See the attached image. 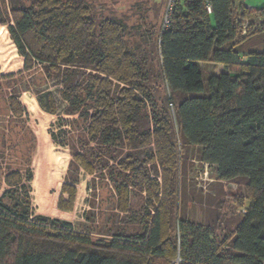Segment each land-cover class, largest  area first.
Here are the masks:
<instances>
[{"label":"trees","instance_id":"trees-1","mask_svg":"<svg viewBox=\"0 0 264 264\" xmlns=\"http://www.w3.org/2000/svg\"><path fill=\"white\" fill-rule=\"evenodd\" d=\"M0 1V26L23 58L20 71L0 76V157L10 162L3 176L10 190L0 197V264H173L176 257L178 264H264V48L250 45L264 29L239 39L233 0H176L171 27L157 34L173 119L151 96L123 23L96 21L82 1ZM238 10L240 20L264 17V7ZM207 63L224 72L204 80ZM39 72L59 82L63 114L72 118L59 117L50 133L71 156L58 210L73 211L81 172L99 174L111 182L115 210L124 215L133 191L146 194L138 233H100L112 237L102 243L82 226L34 217L29 184L36 138L20 98L33 92L45 113L58 114L52 94L33 79ZM187 148L199 150V161L214 167L219 182H244L248 190L247 206L239 201L242 216L221 243L211 226L175 216L177 151ZM22 189L13 207L2 202ZM175 223L180 236L170 239Z\"/></svg>","mask_w":264,"mask_h":264},{"label":"rangeland","instance_id":"rangeland-1","mask_svg":"<svg viewBox=\"0 0 264 264\" xmlns=\"http://www.w3.org/2000/svg\"><path fill=\"white\" fill-rule=\"evenodd\" d=\"M76 1H82L88 5L91 9L92 16L96 21L99 22L103 19H113L120 21L126 26L124 35L127 48L137 55V58L142 64L145 77L147 78V87L150 90L151 96L154 101L157 102L159 107L164 105L168 106L169 112L174 119L173 109L170 105H167L168 92L160 77L157 42V34L161 26L162 15L167 0ZM233 3V16L236 17L235 23L239 22V39L264 29V17H261L258 14L247 20H240L238 18L240 15V11L238 10L240 6L245 7L249 11H258L264 7V0H233ZM3 15L4 7L0 1V18ZM245 23H247L246 27H244ZM9 25L12 24L10 23ZM0 34L4 38V43L6 42V48L8 47L6 56H11V61L7 62V68H4L0 62V76L17 73L22 69V66L20 68L19 66L21 64L23 65V58L19 55L12 42L7 27L0 26ZM250 45L253 46V48H264V36L253 39L250 42ZM201 68L204 80L209 76H218L224 72L222 66L210 63L201 64ZM33 79H35L37 83H43L40 90L52 94L58 114L50 115L45 113L39 107L36 96L33 92L22 94L20 101L22 103V100L26 99L28 102L27 104H22L27 110L29 126L36 138V148L34 155L32 156L30 168L32 176L34 177L35 175L33 181H36L39 187L43 188L42 190L44 192V189L46 188L45 176L52 171L50 169L52 166L48 158L53 157L54 159L66 163H64V174L61 173L58 181L59 183H57L56 188L47 195L51 198L54 210L60 213L61 211L58 210L57 203L61 197V187L65 182L64 179L71 156L67 149L59 147L53 143L50 138V133L57 132L56 125L59 117L65 120H70L72 118L63 114L66 105L59 96V91L61 89L58 84L59 82L55 79L52 81L47 80L43 75V72L36 73ZM30 81L32 80H29V82ZM4 119L5 117L0 116V142L2 141L1 133ZM139 126L143 129L144 122H141ZM174 140L177 142L176 128L174 130ZM137 153L143 154V151L140 150V152ZM177 153L179 157V170L178 187L175 190L174 197L175 216L184 223L194 222L197 225L211 226L214 231L215 241L221 243L226 235L232 233L235 225L239 221V217L242 216L241 212L245 208L239 207V201H242L245 207L247 206L248 190L244 185V182H219L216 178L214 167L199 161L198 149H178ZM9 163L7 157L5 159L0 157V197L4 192L10 190V188L3 182V176L7 173L6 167ZM150 171L152 174L154 173L153 168H150ZM79 179V184L76 187L77 193L73 211L71 213L61 212L70 215L71 222L69 223H71L76 229H78L79 226L89 229L94 232V241H101L102 243H108L112 240V237L98 235L100 233H122L125 235H134L140 231L142 227L140 221H142V218L144 217L140 210L142 211V207H144L146 194H140L138 191H133L130 202V212L127 215H124L115 210V195L110 181L106 178L102 179L99 174L93 178L84 172L80 173ZM33 181L29 184L31 189V209L34 217H38L42 215H40L37 209L38 207H36V201L32 195ZM16 191L18 190L10 191L6 197L2 199V202L9 207H13L18 198H23L25 193L24 189L19 190V192ZM64 198L67 199V196L64 195ZM84 214H88V217L91 218L90 222L86 221V218L83 216ZM49 219L57 220L52 218ZM170 236L172 237L170 239L178 238L180 236L176 223L174 227L172 226ZM178 259L179 258L176 257L175 260L178 261Z\"/></svg>","mask_w":264,"mask_h":264},{"label":"bare ground","instance_id":"bare-ground-1","mask_svg":"<svg viewBox=\"0 0 264 264\" xmlns=\"http://www.w3.org/2000/svg\"><path fill=\"white\" fill-rule=\"evenodd\" d=\"M5 43H4V38L0 34V62L2 63L4 68H7L8 67L7 66V62L11 61V59H10L11 56H6L8 47L6 48V44ZM12 62H14V61H12ZM21 66H22V64L19 66V68ZM22 103L27 104L28 102H27L26 99H24V100H22ZM48 159H49L50 164L52 166V168H50L52 171H51V173H48L49 172L48 171L47 172L48 174L45 176V186H46V188L44 189V192L42 190L43 188H40L39 185L36 183V181H33V184H32V190H33L32 195H33V197H34V199L36 201V207H38L37 209H38L40 215H42L44 217L71 222L70 221L71 220L70 219V215L63 214L61 212L59 213V212H56L54 210V206H53V203L51 201V198H49L47 196L49 193H51L52 190H54L56 188L57 183H59L58 181H59V178L61 176V173L64 174L63 169L65 168V165H64L65 162L63 163V162H61V161H59L57 159H54L53 157H50ZM59 159H60V157H59ZM42 176H43V174H42ZM34 177H35V175H34ZM37 178H40V177H37ZM41 194H42V196H41Z\"/></svg>","mask_w":264,"mask_h":264},{"label":"built area","instance_id":"built-area-1","mask_svg":"<svg viewBox=\"0 0 264 264\" xmlns=\"http://www.w3.org/2000/svg\"><path fill=\"white\" fill-rule=\"evenodd\" d=\"M175 2L176 0H167L166 1V7L165 10L163 12L162 15V22H161V26L159 28V36L167 31L171 25H172V21H173V14H174V10H175ZM208 13L211 12L210 8H207ZM247 26V23L244 24V27ZM173 264H178V261L174 262Z\"/></svg>","mask_w":264,"mask_h":264}]
</instances>
